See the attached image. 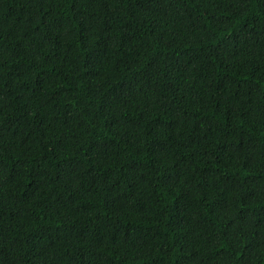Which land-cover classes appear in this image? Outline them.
Wrapping results in <instances>:
<instances>
[{
    "label": "trees",
    "instance_id": "16d2710c",
    "mask_svg": "<svg viewBox=\"0 0 264 264\" xmlns=\"http://www.w3.org/2000/svg\"><path fill=\"white\" fill-rule=\"evenodd\" d=\"M0 264H264V0H0Z\"/></svg>",
    "mask_w": 264,
    "mask_h": 264
}]
</instances>
